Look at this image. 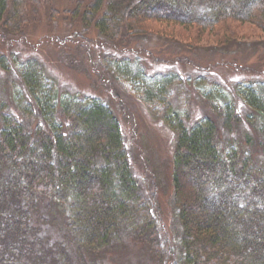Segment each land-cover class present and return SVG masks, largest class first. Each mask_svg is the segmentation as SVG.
<instances>
[{
    "label": "trees",
    "instance_id": "1",
    "mask_svg": "<svg viewBox=\"0 0 264 264\" xmlns=\"http://www.w3.org/2000/svg\"><path fill=\"white\" fill-rule=\"evenodd\" d=\"M28 2L0 0L1 31L21 29ZM82 3L71 14L112 44L164 25L206 32L255 23L264 31V0ZM105 57V68L173 133V239L162 240L156 197L143 194L112 109L98 98L59 94L52 79L40 86L36 59L17 69L2 56L11 104L0 99V264H85L84 255L93 264L125 235L156 264H264V168L232 136L241 122L264 126V79L235 87L232 97L214 85L198 95L208 116L188 119L170 105L182 76L148 75L123 53Z\"/></svg>",
    "mask_w": 264,
    "mask_h": 264
},
{
    "label": "rangeland",
    "instance_id": "2",
    "mask_svg": "<svg viewBox=\"0 0 264 264\" xmlns=\"http://www.w3.org/2000/svg\"><path fill=\"white\" fill-rule=\"evenodd\" d=\"M88 1L29 0L21 14V29L12 36L0 30V58H12L9 68L15 65L17 69L25 61L36 59L44 68L40 86L45 83L48 88L47 81L52 79L59 94L98 98L112 109L122 126L143 194L155 192L151 193L156 197L155 220L162 240L169 243L174 228L173 133L159 122L161 113L156 119L132 95L131 88L105 68L108 59L104 56L110 51L123 53L124 60H137L151 76L169 72L182 76L170 105L186 118L195 119L209 113L199 93L205 94L216 85L232 97L235 87L264 79V31L255 23L227 22L206 32L164 25L153 36H127L112 44L100 38L96 30L83 28L79 16L71 14L77 3ZM5 76L0 70V99L9 105ZM234 131L232 136L247 142L249 152L264 168V126L241 122ZM55 228L52 233L56 236ZM125 236L93 264H156L145 246ZM82 261L91 263L85 255Z\"/></svg>",
    "mask_w": 264,
    "mask_h": 264
}]
</instances>
